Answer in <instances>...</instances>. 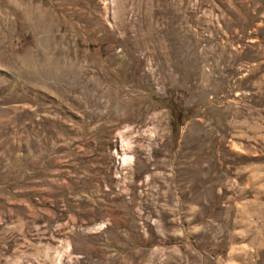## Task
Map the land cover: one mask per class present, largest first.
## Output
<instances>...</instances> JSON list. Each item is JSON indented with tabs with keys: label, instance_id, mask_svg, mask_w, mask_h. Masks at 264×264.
<instances>
[{
	"label": "rangeland",
	"instance_id": "1",
	"mask_svg": "<svg viewBox=\"0 0 264 264\" xmlns=\"http://www.w3.org/2000/svg\"><path fill=\"white\" fill-rule=\"evenodd\" d=\"M0 264H264V0H0Z\"/></svg>",
	"mask_w": 264,
	"mask_h": 264
}]
</instances>
